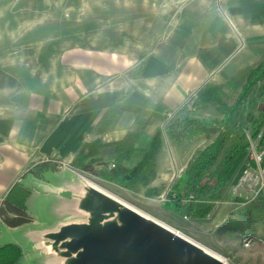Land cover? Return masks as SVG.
Instances as JSON below:
<instances>
[{
  "label": "crops",
  "instance_id": "obj_1",
  "mask_svg": "<svg viewBox=\"0 0 264 264\" xmlns=\"http://www.w3.org/2000/svg\"><path fill=\"white\" fill-rule=\"evenodd\" d=\"M122 7H132L137 25L130 36L120 26L116 45H27L7 62L0 97V203L14 183L24 182L31 189L26 200L31 222L30 202H46L41 209L49 216L39 229L25 228L27 223L8 227L0 218V244H18L21 264L31 251L41 261L48 257L34 248L36 234L72 221V201L57 192L83 184L73 164L110 167L119 160L117 144L123 143L133 150L121 159L129 166L180 107L194 118L221 119L214 104L192 106L198 92L208 85L224 94L231 86L242 87L264 58V0H124ZM154 23H161L160 31ZM253 119L252 129L264 132V105ZM216 134L192 139L209 141L184 160L177 150L187 144L164 134L152 173L137 188L169 189ZM44 161L48 167L40 177L26 173ZM48 162L58 164L52 168Z\"/></svg>",
  "mask_w": 264,
  "mask_h": 264
},
{
  "label": "rangeland",
  "instance_id": "obj_2",
  "mask_svg": "<svg viewBox=\"0 0 264 264\" xmlns=\"http://www.w3.org/2000/svg\"><path fill=\"white\" fill-rule=\"evenodd\" d=\"M123 4L124 0H0V97L6 85L4 72L8 60L11 59L12 54L27 45L59 47L75 41L116 45L120 26H123L126 35L130 36L132 27H136L137 22L133 23L135 16L132 14V7H129V10L124 7L126 12L123 14L125 11ZM156 25L157 31H160L161 23H154L153 28ZM101 34L107 39H102ZM90 36L94 39H84ZM260 84H264V79L257 83L259 86ZM243 86H231L225 94L222 92L221 98L224 104L231 106L237 102ZM261 91L264 90L261 89ZM258 93L259 91H256L248 95L242 102L248 107L249 101L253 100L256 104L255 109L253 108L255 116L258 115L259 108L264 105V93L261 97L257 96ZM213 104L220 109L217 104ZM249 126V131L253 132V126ZM208 141L204 138L188 142L187 145H180L181 149L177 150V154L181 152L182 156L178 159L184 160L188 153ZM243 155L244 153L237 156L233 165L228 168V173L225 174L226 185L220 190L219 197L212 201L206 216L200 220L194 216L186 217L182 213L183 210L178 213L168 210L165 202L169 189L166 190L165 186H162L159 191L144 186L137 188L138 185L134 189H128L103 176L102 172L108 168L106 165L98 167L97 164L91 165L79 160L73 166L78 169L83 184L98 187L179 232L219 256L224 264H264V190L257 191L255 188L236 185ZM222 156L223 153L218 161ZM44 163L45 161L32 165L26 173L38 175L40 166ZM48 163L51 167L55 165V168L58 164L57 162ZM128 163L131 166L134 162L132 160ZM225 170L226 167L220 168L219 173L223 174ZM42 174L43 170L39 172V177ZM39 203L30 202L29 208L35 212V220L27 223L25 228L39 229L46 227L49 223V216L44 215L41 209L46 202ZM69 216L72 221L86 220V217L80 215L75 217V214H70ZM3 236L8 237L4 232L1 233V237ZM37 242L39 241L36 239L34 248L48 257L41 261L39 254L31 251L23 263L57 264L59 257L53 253H47V250L42 247V249L38 248ZM21 243L26 249H30L29 243Z\"/></svg>",
  "mask_w": 264,
  "mask_h": 264
},
{
  "label": "trees",
  "instance_id": "obj_3",
  "mask_svg": "<svg viewBox=\"0 0 264 264\" xmlns=\"http://www.w3.org/2000/svg\"><path fill=\"white\" fill-rule=\"evenodd\" d=\"M264 79V58L249 70L239 100L231 106L224 104L221 98V88L208 85L202 88L192 106L215 103L222 112L221 119H198L188 115L185 107H180L166 122L163 129H158L150 139L148 146L140 152L141 157L133 165H125L121 159L130 157L133 150L123 143H118L119 160L102 173L106 179L128 189H134L139 183L145 182L151 175L157 153L164 141V134L172 141L188 143L195 137L217 132L215 138L198 150L189 160L180 176L173 180L167 191L165 207L178 213L197 217L206 216L211 203L219 197L220 190L226 185V173L233 165L234 159L242 155L246 149L245 129L253 123L254 104L250 100L247 107L242 102L248 95L259 91L258 97L263 96L264 84L257 85ZM263 85V86H262ZM260 89V90H259ZM254 108V109H253ZM259 128H255L256 135ZM223 156L219 159L220 155ZM48 167L41 165L39 172ZM226 167L223 174L220 168ZM55 168V165L52 166ZM31 189L21 182L14 183L0 203V218L8 227L32 221L28 213L26 200ZM23 256L21 247L16 243L0 244V264H21Z\"/></svg>",
  "mask_w": 264,
  "mask_h": 264
},
{
  "label": "water",
  "instance_id": "obj_4",
  "mask_svg": "<svg viewBox=\"0 0 264 264\" xmlns=\"http://www.w3.org/2000/svg\"><path fill=\"white\" fill-rule=\"evenodd\" d=\"M57 195L72 201L73 214L86 217L36 234L37 247L59 257L57 264H224L95 186L81 184Z\"/></svg>",
  "mask_w": 264,
  "mask_h": 264
},
{
  "label": "built area",
  "instance_id": "obj_5",
  "mask_svg": "<svg viewBox=\"0 0 264 264\" xmlns=\"http://www.w3.org/2000/svg\"><path fill=\"white\" fill-rule=\"evenodd\" d=\"M171 116V113L168 114L167 121ZM244 135L246 149L240 163V174L236 185L261 191L264 190V132L259 130L256 135H253L247 127Z\"/></svg>",
  "mask_w": 264,
  "mask_h": 264
},
{
  "label": "bare ground",
  "instance_id": "obj_6",
  "mask_svg": "<svg viewBox=\"0 0 264 264\" xmlns=\"http://www.w3.org/2000/svg\"><path fill=\"white\" fill-rule=\"evenodd\" d=\"M98 188V187H97ZM98 189H100V188H98ZM102 190V189H101ZM125 205H127V206H129L130 208H132V209H134L135 211H137L138 213H140L141 215H144V216H146V217H149V216H147V215H145V214H143V213H141L140 211H138V210H136L135 208H133L132 206H130V205H128V204H126V203H124ZM151 218V217H150ZM153 219V218H152ZM155 220V219H154ZM158 222V221H157ZM160 224H162L161 222H159ZM163 226H165L166 228H168V229H171L170 227H168V226H166V225H164V224H162ZM173 232H175V233H177V234H179V235H181V236H183L184 238H186V239H188L187 237H185L184 235H182V234H180L179 232H177V231H175V230H173V229H171ZM188 240H190V239H188ZM191 242H193L192 240H190ZM193 243H195V242H193ZM195 244H197V243H195ZM200 246V245H199ZM201 247V246H200ZM204 251H206V252H208L209 254H211V255H213V256H215L216 258H218V259H220L221 260V258L219 257V256H217V255H215L214 253H212L211 251H209V250H207L206 248H204V247H201Z\"/></svg>",
  "mask_w": 264,
  "mask_h": 264
}]
</instances>
